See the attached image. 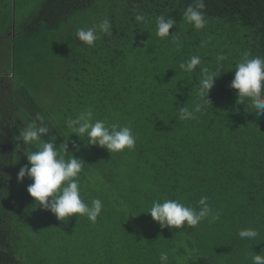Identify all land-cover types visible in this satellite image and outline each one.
I'll return each instance as SVG.
<instances>
[{"label": "trees", "instance_id": "obj_1", "mask_svg": "<svg viewBox=\"0 0 264 264\" xmlns=\"http://www.w3.org/2000/svg\"><path fill=\"white\" fill-rule=\"evenodd\" d=\"M7 2L0 29L14 17L8 36L18 75L9 98L0 97V264H160L161 252L167 264H252L264 252V115L230 85L245 54L264 56V0H204L202 30L184 20L194 0H40L18 27L16 0L0 8ZM160 16L175 21L169 38L156 35ZM104 19L110 34L93 46L79 41L78 29ZM192 56L201 63L185 72L180 64ZM204 68L218 76L210 104L198 119L181 120L177 109L200 102ZM5 100L22 112L14 116ZM88 111L130 126L134 150L110 153L73 135L66 122ZM32 123L85 163L81 197L103 204L95 223L57 219L30 197V179L18 182L38 147L17 139ZM205 196L216 221L170 229L148 215L153 201L198 207ZM248 228L255 240L239 237Z\"/></svg>", "mask_w": 264, "mask_h": 264}, {"label": "clouds", "instance_id": "obj_2", "mask_svg": "<svg viewBox=\"0 0 264 264\" xmlns=\"http://www.w3.org/2000/svg\"><path fill=\"white\" fill-rule=\"evenodd\" d=\"M204 0H194L184 11V20L197 30L206 27L207 20L202 11ZM142 20L143 17H137ZM175 26V21L169 17L160 16L156 20V35L160 38H169L170 29ZM111 23L104 19L97 25L90 28H80L76 32L79 41L88 46H93L99 39V34L111 33ZM177 40L178 38H172ZM224 57L218 56V61ZM201 59L199 56H192L180 68L185 72H193ZM235 75L230 87L236 90L238 100L241 103L248 102L250 109L255 110L258 115H264V56L245 54L241 62L235 66ZM202 78L199 81V99L191 109L181 107L177 109L179 119L196 120L198 114L204 113L205 105L210 104L206 97L214 87L215 72L208 69H201ZM66 126L73 135L86 137L87 143L105 148L110 153H119L125 149L134 150L137 137L130 126H121L116 123L108 124L102 119H93L91 111L79 113L75 118L69 119ZM48 133V129L36 123L30 124L19 133L18 140L23 145L36 144L37 150L29 152L27 164L20 168L17 180L23 182L27 177L32 181L27 187V192L35 203L44 210L52 213L59 220H67L72 216L87 217L93 223L100 215L103 204L100 199H93L87 204L81 197L79 176L85 163L74 155L67 154V143L57 147L54 142L42 139ZM154 222L161 228L181 229L186 224L189 228H195L206 218L209 221H216L220 213L214 210L208 203V198L201 197L198 207L186 206L177 200L165 199L163 202L153 201L148 210ZM241 239L255 240L259 233L256 229L248 228L238 233ZM160 264H167L168 254L161 252ZM252 264H264V252L252 256Z\"/></svg>", "mask_w": 264, "mask_h": 264}, {"label": "rangeland", "instance_id": "obj_3", "mask_svg": "<svg viewBox=\"0 0 264 264\" xmlns=\"http://www.w3.org/2000/svg\"><path fill=\"white\" fill-rule=\"evenodd\" d=\"M17 3V12H16V21H17V27H18V21L20 17H26L29 15V13L33 10L37 4L40 3V0H16ZM12 5H14V0H12ZM22 7V8H21ZM12 8L11 7V2H7L6 5L3 8H0V17L4 18V13L6 12L5 10ZM13 11V10H12ZM14 13V12H13ZM12 24L9 26V28L5 29H0L2 31L0 33V97L3 99H8L9 98V93H10V81L11 84L14 86L15 80H16V75H18L14 68H13V63H14V44L9 37L8 30L13 28V23L15 24L14 17L12 16ZM15 27V25H14ZM11 35V33H10ZM17 48V47H15ZM17 51L15 49V54H17ZM16 89V88H15ZM16 96H19L20 99V92L17 91L16 89ZM15 98V95H14ZM3 103V108L6 107L7 110H15L11 113H14V116L18 115L17 113H21L23 109H17V101L10 103L8 100H5Z\"/></svg>", "mask_w": 264, "mask_h": 264}, {"label": "water", "instance_id": "obj_4", "mask_svg": "<svg viewBox=\"0 0 264 264\" xmlns=\"http://www.w3.org/2000/svg\"><path fill=\"white\" fill-rule=\"evenodd\" d=\"M12 29H14V23H13V28Z\"/></svg>", "mask_w": 264, "mask_h": 264}]
</instances>
